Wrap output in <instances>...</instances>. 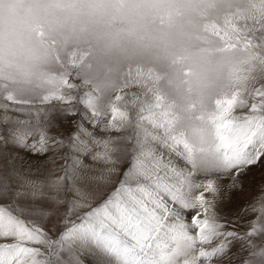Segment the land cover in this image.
Listing matches in <instances>:
<instances>
[{"label": "snow or ice", "instance_id": "obj_1", "mask_svg": "<svg viewBox=\"0 0 264 264\" xmlns=\"http://www.w3.org/2000/svg\"><path fill=\"white\" fill-rule=\"evenodd\" d=\"M184 2L0 0V125H6L0 127V156L8 161L0 175V264H87V253L93 264H231L237 255L240 264H264V196L238 206L231 218L223 213L225 197L231 203L235 191L246 190L250 169L264 166V87L215 98L207 116L211 139L194 127L191 135L199 141L194 144L188 133H177L179 117L164 98H141L131 90L136 85L131 78L123 92L105 98L94 81L46 70L57 37L67 43L100 24L117 35L164 32L182 23ZM205 31L235 41L225 49L264 48V28L231 36L213 23ZM208 63L225 70L223 61ZM184 75L193 76V69ZM56 105L80 116L67 139L48 131ZM85 120L131 134L101 138ZM19 150L45 157L38 169L51 167L33 178L31 165L22 169L15 163L23 159ZM89 156L111 167L90 178ZM125 160L128 167L108 187V177ZM249 213L254 218L238 228ZM234 243L239 253L230 256Z\"/></svg>", "mask_w": 264, "mask_h": 264}, {"label": "clouds", "instance_id": "obj_2", "mask_svg": "<svg viewBox=\"0 0 264 264\" xmlns=\"http://www.w3.org/2000/svg\"><path fill=\"white\" fill-rule=\"evenodd\" d=\"M179 9L182 23L164 32L140 30L132 35H117L114 29L100 24L67 43L57 37L46 70L94 81L105 98L123 92L131 78L136 81L131 90L141 98H164L179 117L177 133H188L190 140L198 144L191 129L203 128L211 139L207 116L214 109L215 98L250 92L258 85L264 87V48L244 49L238 45L225 49L226 43L235 41L221 40L206 32L205 25L215 23L221 32L231 36H242L245 29L255 34L253 30L264 28V0H185ZM231 24L241 31L234 32ZM73 58L75 64L71 62ZM209 59L223 61L225 70L219 71L215 63H208ZM186 68H192L194 75L185 77ZM137 69L143 73L138 75ZM200 116L205 119H197ZM199 155L211 160L210 155Z\"/></svg>", "mask_w": 264, "mask_h": 264}, {"label": "rangeland", "instance_id": "obj_3", "mask_svg": "<svg viewBox=\"0 0 264 264\" xmlns=\"http://www.w3.org/2000/svg\"><path fill=\"white\" fill-rule=\"evenodd\" d=\"M45 107H52V105H48ZM61 105H56V111H54L50 116V125L48 128L49 134L56 136L60 139H67V137L70 135V133L75 129L76 121L80 119L79 114L73 115V114H64L59 111ZM75 107L83 110V106L80 104H76ZM10 115L13 116H19L21 119L28 118L24 114H19L15 112H11ZM34 119V117H33ZM107 119V118H106ZM41 120H44V117H41ZM85 124V127L89 128L90 131H93L98 137L101 138H107V137H124L131 134V130L125 129L122 131H115V130H104L100 126L92 125L87 120L83 121ZM0 127H6V125H0ZM129 142L127 141H119V146H126ZM94 151H102V147H95ZM61 151H66V149H62ZM51 153H49L50 155ZM19 156L23 157V159H17L15 163L20 166L22 169L29 168V165H31V173L33 178H36L40 172L45 171L48 167H51L50 164L43 165L41 168L38 169L37 165L40 161H43L45 157L43 156H34L31 152H28L26 150H19ZM86 163L91 165L92 170L88 173V176L90 178H96L100 177L105 174V170L111 165L106 164L102 160H96L93 161L91 157H87L85 160ZM8 167V161L4 159L2 156H0V175L3 174L4 170ZM128 167V161L125 160L124 163H121L117 166L118 171L114 173L111 177H108V179L111 180L112 183L108 185V187L114 186L116 182L119 181L121 173ZM262 179H264V166L257 165L253 166L250 169L249 175L245 178V185L246 190L245 191H235L234 194L231 196V203L228 202V198L225 197L223 204V213L227 214L229 218L232 217V214L236 211L238 206H247L250 203H253L254 201L258 200L261 196H264V189L261 188V182ZM92 203H95V201H91ZM191 212L187 213V219L190 222V216ZM255 214L249 213L247 217H245L243 220L239 222L237 227H242L243 224L247 219L254 218ZM36 247H41L42 251L43 246L41 245H32ZM240 245L239 243H234L232 246V250L229 253L231 256L233 253H239ZM241 255H237L231 262V264H240ZM85 260L87 261V264H93V257L91 253H87V256H85Z\"/></svg>", "mask_w": 264, "mask_h": 264}]
</instances>
